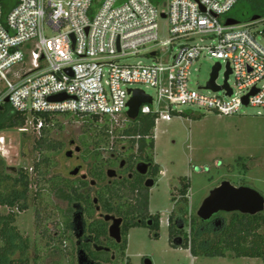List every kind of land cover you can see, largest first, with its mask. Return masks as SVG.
Listing matches in <instances>:
<instances>
[{
    "label": "built area",
    "instance_id": "obj_1",
    "mask_svg": "<svg viewBox=\"0 0 264 264\" xmlns=\"http://www.w3.org/2000/svg\"><path fill=\"white\" fill-rule=\"evenodd\" d=\"M12 1L6 15L0 2V106L8 98L10 112L31 118L33 125V117L42 115L98 117L112 134L131 121L127 103L135 85L154 91L139 115L154 114L155 125L169 122L178 106L218 116H233L242 107L264 109V45L251 30L262 19L226 26L240 0H166L165 11L151 0H101L97 6L95 0ZM160 21L168 35L162 44ZM158 46L176 51L165 59ZM151 53L150 65L123 62ZM201 58L225 65V73L228 66L226 82L215 80L220 90L207 84L190 88V71ZM58 95L66 99L49 101ZM34 127L38 132L42 122Z\"/></svg>",
    "mask_w": 264,
    "mask_h": 264
},
{
    "label": "rangeland",
    "instance_id": "obj_2",
    "mask_svg": "<svg viewBox=\"0 0 264 264\" xmlns=\"http://www.w3.org/2000/svg\"><path fill=\"white\" fill-rule=\"evenodd\" d=\"M95 0V6L97 2ZM159 10H166V0H159ZM264 4V0H240L234 8V18L246 23L253 16L254 6ZM232 9V11L234 10ZM231 11V12H232ZM231 12L227 17H231ZM244 12L247 14L245 15ZM158 43L162 44L168 38L167 24L159 22ZM256 40L264 45L262 31L264 30V17L251 28ZM50 35L49 31L46 32ZM165 59L171 57L176 48L158 46ZM129 65H150L154 59L138 54L123 61ZM217 63L215 59L201 58L192 67L189 75V86L192 90L206 86L210 80L212 68ZM218 84L225 82V65L218 71L216 79ZM234 79L230 78L233 86ZM133 89H141L147 95L155 98L154 91L144 85H135ZM207 95L205 91H199ZM7 106V105H5ZM8 107V106H7ZM156 110V106L152 105ZM175 116L169 122L159 121L154 133L155 161L160 166L162 173L149 194V212L160 215L159 238L155 239L148 228H131L127 235V249L125 258L120 264H143L149 260L151 264H190L189 253L182 248H173L168 241L167 217L175 208L171 201L180 200L177 194L178 181L187 178L189 181L188 206L184 213V230L189 233V225L202 201L209 192L218 187L223 181L230 182L234 187L246 186L258 192L264 198V109L260 107H242L233 116H218L213 112L205 111L195 106H178L174 109ZM10 113V110H9ZM67 115L57 117V125L52 129L49 140L62 145L59 155L52 156L57 163L51 168L50 175H59L67 178L78 179L70 176V172L79 168V176L88 174L95 162L91 157L85 159L81 149L80 138L86 132V121L68 118ZM31 118H27L25 129H8L0 131V172L14 177L21 173L27 175L29 192L27 208L23 211L12 209L15 214L17 231L28 242V258L30 264H74L73 258L67 256L62 259L61 249L71 252L72 243L68 240L61 242L55 238L58 233L57 225L66 226L69 220L67 213L70 206L50 195L41 200L34 195L40 185V180L34 173V165L40 158L35 150L36 142L40 137ZM110 138L108 150L103 151L107 156L111 148L118 149L126 143H116ZM73 143V145H71ZM80 152H75V148ZM67 152H72L69 158ZM108 153V154H107ZM197 170H201L198 172ZM172 192V195H171ZM172 196V197H171ZM3 215L9 209L1 207ZM231 214H223L227 220ZM186 225V226H185ZM212 234L204 238H211ZM55 238V240L53 239ZM57 239V240H56ZM40 258L38 262L33 258ZM231 257V256H230ZM246 259V258H245ZM198 264H221L200 259ZM229 264H263L261 259H235Z\"/></svg>",
    "mask_w": 264,
    "mask_h": 264
},
{
    "label": "trees",
    "instance_id": "obj_3",
    "mask_svg": "<svg viewBox=\"0 0 264 264\" xmlns=\"http://www.w3.org/2000/svg\"><path fill=\"white\" fill-rule=\"evenodd\" d=\"M154 5L158 6L159 0H151ZM3 14L6 15L14 5L12 0H0ZM231 12V17L234 18V12ZM247 20L246 23L250 22ZM239 22V21H238ZM66 119H82L86 121V132L80 138V144L85 155V159L93 156L96 159V164L91 169L95 172L100 167L101 154L100 148L108 147L110 138H114V142L122 143L121 137L127 139L123 142L129 144L132 157H139L148 163L153 161L154 150V129L155 115H139L135 121H130L123 129L114 130L109 133L110 126L106 120L100 121L98 117L78 118L66 114ZM61 115H42L34 116V126L38 121L42 122V127L38 131L40 136L36 142L35 150L39 152L40 158L34 165V173L40 179L38 184L39 189L34 195L40 199L42 205L45 198L50 195L56 199L67 203L68 205L76 202L87 204L89 196L87 193L92 192L89 184L81 179H72L59 175H50L51 168H55L57 163L52 160V156L59 155L62 151V145L55 141L49 140L50 132L56 127L57 117ZM171 116H175L171 114ZM27 124V117L18 113H9L7 106L0 111V131L8 129H23ZM55 155V156H54ZM161 172L158 165L154 164L151 170V175L154 180H157ZM136 181L124 180L119 183V186H112L109 190V199L107 200V212H110L115 207L112 206L113 201L124 203L126 224L125 230L136 227H144V221L152 220L155 230H158V215H150L147 211L148 207V191L143 188L142 182L134 184ZM177 194L180 200L171 201L175 203L178 210H174L168 219V241L173 248H182L189 250L193 257H226L233 258H249L261 259L264 264V213L256 216L242 215L233 213L229 219L224 217L218 219V225L211 220L204 223L196 218L192 219L189 225V233L185 230L180 231V223L184 224V213L188 206L189 181L187 178H180L178 181ZM29 182L27 175L22 173L14 177L5 175L0 172V208L6 207L9 209L8 214L3 215L0 212V264H30L28 258V242L22 238L14 225L15 214L12 209L23 211L27 208ZM123 189V193L119 192ZM135 191H138L136 193ZM172 195V192H171ZM115 210H117L115 208ZM141 220V223H137ZM178 225H176L177 223ZM214 223V224H213ZM60 225H57L58 232H61ZM186 226V225H185ZM212 234L211 238H204L205 235ZM183 236V243L180 246H175L172 241L176 237ZM55 237V236H54ZM58 238L63 242L60 237ZM55 238H53L55 240ZM57 240V239H56ZM120 256L125 258L127 249V236L124 234L119 245ZM62 259L68 257L72 259V253L65 252L66 249H61ZM40 258H33L32 261L38 262ZM128 264H130L127 261Z\"/></svg>",
    "mask_w": 264,
    "mask_h": 264
},
{
    "label": "flooded vegetation",
    "instance_id": "obj_4",
    "mask_svg": "<svg viewBox=\"0 0 264 264\" xmlns=\"http://www.w3.org/2000/svg\"><path fill=\"white\" fill-rule=\"evenodd\" d=\"M254 17H259L258 20H261L264 17V4H260L259 6H254L252 8ZM246 15L247 13L244 12ZM73 145V143H71ZM78 148V147H76ZM75 148V149H76ZM82 149V148H81ZM108 150L106 147L100 148L99 152L101 154V164L100 167L97 168L95 172L88 171V174H83L79 176V173L76 176L79 179L87 182L89 184V188H92V192H88L87 195L89 198L88 203L76 202L72 203L68 206L69 212L67 215L70 217L66 226H59L61 228V232L56 233L55 237H60V239L68 240L69 243L73 245L70 247L72 253V258L75 260L74 264H120L121 256L119 245L122 241L124 234L128 235V230H125V224L127 222L126 216L124 214L126 206L124 203H120L119 201H113L112 206L117 210L112 209L110 212H107V200L109 199V190L112 186H119V183L124 180L128 181H136L134 184H139L142 182V186L144 189L148 191V207L147 211L150 215H158V230H155L152 220L147 219L144 221V228H148L150 234L152 233V237L156 235L159 238V230H160V215L159 214H151L149 212V194L150 190L155 186L157 180H154L151 175V170L154 164L158 165L155 162V155L153 150V161L152 163H148L139 157H132L131 148L129 144L121 145L118 149L111 148V151L107 156L103 154V151ZM80 152V148H79ZM72 156V155H71ZM70 158V157H69ZM92 161L96 164V159L91 156ZM144 164L148 166L147 172L145 175L140 174L137 171L138 164ZM94 164V165H95ZM159 166V165H158ZM76 169V168H75ZM114 171L115 177L109 178L108 172ZM72 172V171H71ZM80 172V170H79ZM85 177V178H84ZM154 181V186L152 188H147L146 183L148 181ZM121 193H123V189H120ZM138 193V191H135ZM177 208L176 210H178ZM175 210L169 213L167 217V231H168V219L170 214ZM109 216L114 219L120 220V241L117 242L115 239L111 238L109 235V229L113 225L112 220H105V217ZM223 217V213H219L215 215L211 221L216 226L219 224L217 220ZM137 223H141V220H138ZM177 223V222H176ZM178 225V223L176 224ZM180 231H184V225L182 222L180 223V227L178 228ZM181 239V244L183 243V236L176 237L172 244L176 246L178 240ZM126 253V251H125ZM131 264V263H130Z\"/></svg>",
    "mask_w": 264,
    "mask_h": 264
},
{
    "label": "water",
    "instance_id": "obj_5",
    "mask_svg": "<svg viewBox=\"0 0 264 264\" xmlns=\"http://www.w3.org/2000/svg\"><path fill=\"white\" fill-rule=\"evenodd\" d=\"M197 1V0H195ZM203 10V9H202ZM162 19H165V15H161ZM259 17H252L251 21H257ZM238 21L234 19H228L226 21V26H231L237 24ZM264 32V30H263ZM151 57H154V53H151ZM227 71L225 73V82L230 74V70L228 66L226 67ZM220 70V66L216 64L210 75V80L207 83V88L213 91L220 90L219 87L215 85V80L218 76V71ZM69 72V71H68ZM224 82V83H225ZM226 88V86H225ZM129 93L132 95L130 100L127 103L128 112L127 117L131 121H135L139 116V109L142 105H150L152 103V99L149 95L145 94L142 90H129ZM255 91L252 92L254 94ZM230 95V91L228 92ZM66 99L65 95H58L49 98L50 102H59ZM5 105L8 104V98L4 100ZM244 105H247V97L244 98ZM3 110V107L0 106V111ZM75 152H79V148L75 149ZM72 152H67L66 156L71 157ZM137 171L145 175L148 169L147 165L138 164ZM200 172L201 170H197ZM79 173V168L74 169L70 172V176H76ZM114 171H109V178L115 177ZM85 178V177H84ZM154 186V181H148L146 183L147 188H152ZM223 213V214H233L239 213L242 215L248 216H256L258 214L264 213V198L256 191L246 187L239 186L234 187L228 181H223L218 187L211 190L208 196L202 201L196 216L200 222L204 223L206 221L211 220L215 215ZM105 220L113 221V225L109 229V235L111 238L115 239L117 242L120 241V220L114 219L112 217L106 216ZM157 237L156 235L154 236ZM181 245V239L178 240L176 246ZM143 264H151L149 260H144Z\"/></svg>",
    "mask_w": 264,
    "mask_h": 264
},
{
    "label": "crops",
    "instance_id": "obj_6",
    "mask_svg": "<svg viewBox=\"0 0 264 264\" xmlns=\"http://www.w3.org/2000/svg\"><path fill=\"white\" fill-rule=\"evenodd\" d=\"M156 126L157 125H155V129H154V133H155V131H156ZM155 137V136H154ZM155 142V141H154ZM156 162V161H155ZM160 167V166H159ZM161 169V168H160ZM161 173H162V170H161V172H160V176H161ZM179 249V248H178ZM185 251H187L188 253H189V262H190V264H198L199 263V261H200V259H203L204 261H208V263L209 262H211V263H213V262H219V263H221V264H229V263H233L234 262V260L235 259H241V261H244V260H247V259H249V258H233V257H230V256H226V257H216V258H207V257H193L191 254H190V252H189V250H186L185 249Z\"/></svg>",
    "mask_w": 264,
    "mask_h": 264
}]
</instances>
